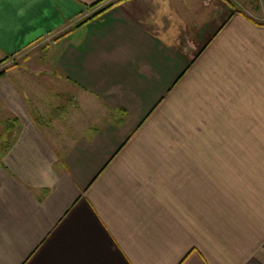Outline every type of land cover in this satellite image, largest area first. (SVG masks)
<instances>
[{"label": "crops", "instance_id": "1", "mask_svg": "<svg viewBox=\"0 0 264 264\" xmlns=\"http://www.w3.org/2000/svg\"><path fill=\"white\" fill-rule=\"evenodd\" d=\"M94 1L4 6L0 264H264V18Z\"/></svg>", "mask_w": 264, "mask_h": 264}, {"label": "rangeland", "instance_id": "2", "mask_svg": "<svg viewBox=\"0 0 264 264\" xmlns=\"http://www.w3.org/2000/svg\"><path fill=\"white\" fill-rule=\"evenodd\" d=\"M233 1V0H232ZM234 1H236V2H239L240 4H242L244 1L246 2V3H248L249 4V7L253 10V9H257V15H259L260 16V18H264V0H234ZM233 4H234V6H240L239 4H235L234 2H233ZM248 4L247 5H244L245 6V8L247 7L248 8ZM243 5V4H242ZM254 11V10H253ZM251 14H254L255 15V13H253V12H251V11H249ZM45 42L44 41H39V42H37V43H35L34 45H32L30 48H27L25 51V53H23V57H19V58H17V57H15V58H13L12 59V62L10 61V64H12V63H16L17 62V60H20V59H25V58H27L28 56H31V59H35L36 58V56H37V54H39L41 51H45V50H43L44 49V47H45ZM61 45H62V41H59V42H55L53 45H51L50 47H49V49L48 50H46V51H49L48 53H51L52 51H56V50H59L60 49V47H61ZM47 53V55L46 56H44V59H45V61H49V54ZM42 61H44V60H42ZM44 61V62H45Z\"/></svg>", "mask_w": 264, "mask_h": 264}, {"label": "snow or ice", "instance_id": "3", "mask_svg": "<svg viewBox=\"0 0 264 264\" xmlns=\"http://www.w3.org/2000/svg\"><path fill=\"white\" fill-rule=\"evenodd\" d=\"M9 0H0V20L3 18V9L6 3H8ZM2 31V30H0Z\"/></svg>", "mask_w": 264, "mask_h": 264}, {"label": "trees", "instance_id": "4", "mask_svg": "<svg viewBox=\"0 0 264 264\" xmlns=\"http://www.w3.org/2000/svg\"><path fill=\"white\" fill-rule=\"evenodd\" d=\"M98 0H95L94 2H97ZM98 11H95L94 13H97ZM83 20H81V21H78V22H76L75 23V25H77V24H79V23H81ZM3 71V68H0V73Z\"/></svg>", "mask_w": 264, "mask_h": 264}]
</instances>
